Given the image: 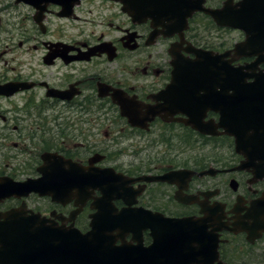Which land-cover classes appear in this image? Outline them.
Returning a JSON list of instances; mask_svg holds the SVG:
<instances>
[{"label": "flooded vegetation", "instance_id": "flooded-vegetation-1", "mask_svg": "<svg viewBox=\"0 0 264 264\" xmlns=\"http://www.w3.org/2000/svg\"><path fill=\"white\" fill-rule=\"evenodd\" d=\"M2 45L0 85L14 93L0 96V181L41 184L0 197V236L39 239L37 261L10 264H56L48 237L102 215L128 225L104 232L120 262L96 264H264V96L226 77L168 92L175 56L192 51L264 72V0H0ZM238 103L251 107L243 148L218 127ZM74 164L132 179L115 192L125 199L101 213Z\"/></svg>", "mask_w": 264, "mask_h": 264}, {"label": "water", "instance_id": "water-1", "mask_svg": "<svg viewBox=\"0 0 264 264\" xmlns=\"http://www.w3.org/2000/svg\"><path fill=\"white\" fill-rule=\"evenodd\" d=\"M192 52L197 53L196 51H192ZM205 54H208V53H204L203 52V55H205ZM204 57L205 58H203V59L199 58V59L195 60L192 63H190V62H181V60L176 59L175 62H174V70L180 71V70H182L184 68L186 70L193 71L196 74V76H200L201 75V73H200L201 71H212V70L220 71V70H223V71H226L227 75H222V74L217 72L216 77L212 76L211 73H210V75H207V77L210 78V79L214 78V80L215 79H220V77L221 78H225L226 77L227 80H228V84L227 85H232L234 88H238L237 91H243L242 89L244 87H246V85L254 86V87H258V86H263L264 87V74L261 73L259 75H255V76H251L249 74L250 70H254L253 68H256L255 66H248L246 68H244V67L235 68V67L226 66L224 64H221L219 62V60H217L215 58H212L209 55L204 56ZM187 64H190V65L186 66ZM250 77H254L255 81L252 82V83H248L247 81H248V79ZM178 78H179V74H177L175 72L174 79H178ZM3 89L4 88L0 87V95L4 94V90ZM233 119L235 120L234 117H233ZM232 126L234 127V129H233L234 131L230 132V134L234 135L237 138V143H238L237 147L239 148L240 144L243 141V138H242V135H243L242 126L240 125V121H235L232 124ZM192 127L195 128V129H198L202 133H206V131L202 130V125L201 124H192ZM249 159L252 160L253 158H249ZM89 169H91V168H88V169L84 168V172L85 173H89V171H90ZM107 174L108 173H104L103 180L105 182H107V180H108L110 182H116V183H111V184L106 185V186H98V188L103 193V203H105L104 208H103L104 204H102L99 207L101 209L102 213H103V211H102L103 209H107V205H109V206L113 205L112 204L113 200L115 198L119 197V194H118L119 192L117 194L115 192H117L119 190L122 191V189H126L127 188V184L126 183H122V181H124V182L127 181L126 178H124L122 176L120 181H119V183H122V184H121V186L120 185L118 186L117 179L115 181H112L110 176H106ZM159 179L160 180H166V177L159 178ZM143 180L152 181V180H156V179H153V178H150V177H146ZM0 186L3 187L2 185H0ZM1 187H0V194H2V192L4 193V187L3 188H1ZM116 187H118L117 190H116ZM93 223H96V224L92 225V230L93 231H98V230L104 229V230H107V231H104V232L109 234L108 229L113 231L114 228H117L116 224L114 223V221H111V220L110 221H105V220L104 221H94ZM91 235H92V233H91ZM85 239H87V238H85ZM13 240L14 241L11 243V242H8L9 241L8 238L2 237L0 239V246L2 247L1 248V252H2L3 255L4 254L12 255L13 252H14L13 255L15 256V260L18 261V259H19L18 257L20 256L19 253L16 252V251H18V249H17L18 241H17L16 238H14ZM55 240H56L57 243H60V244L62 243L61 249L63 248L62 251L64 252V253H62V255H59V257L56 258V261L59 262V263L66 262L67 258H66L65 255H66L67 251L70 248L72 249L73 252L76 251V249H78L75 246L73 248L68 246L69 244H67L65 241L59 240V238H55ZM22 245L23 244H21L20 246H22ZM27 246L30 247L31 245L30 244H28V245L25 244V247H27ZM110 246H111V250H113V252L115 253V251H114L115 248H114L113 244H111ZM74 248H76V249H74ZM61 249L57 248V251H61ZM90 252L94 253L92 250ZM113 252H111V253H113ZM15 254H17V255H15ZM20 259H22L21 256H20ZM33 261H34V259H33Z\"/></svg>", "mask_w": 264, "mask_h": 264}, {"label": "rangeland", "instance_id": "rangeland-1", "mask_svg": "<svg viewBox=\"0 0 264 264\" xmlns=\"http://www.w3.org/2000/svg\"><path fill=\"white\" fill-rule=\"evenodd\" d=\"M4 50L7 51V46L4 47V45L0 46V72H2L3 69V58L1 56V53H4ZM161 52H163V49L160 50ZM11 55H5L4 58L5 59H10ZM4 102L0 101V111H4ZM0 163H1V158H0Z\"/></svg>", "mask_w": 264, "mask_h": 264}]
</instances>
